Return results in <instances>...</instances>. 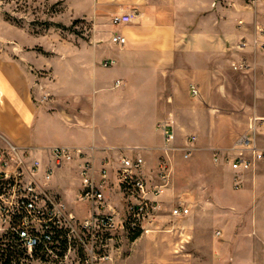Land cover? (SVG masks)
<instances>
[{
    "label": "crops",
    "instance_id": "1",
    "mask_svg": "<svg viewBox=\"0 0 264 264\" xmlns=\"http://www.w3.org/2000/svg\"><path fill=\"white\" fill-rule=\"evenodd\" d=\"M65 5L73 16L93 22L94 30L84 42L49 53L27 51V74L21 61L3 58L0 52V145H4L3 137L32 150L41 161L40 172L54 163L49 147L82 149L92 160L97 176L102 167L107 169L110 211H123L117 181L123 156L142 155L143 173L146 178H153L151 168L163 155L159 122L172 123L177 146L184 145L191 135L196 140L204 136L207 143L201 149L206 153L212 148L229 147L233 134L240 130V123H235L236 129L226 132L227 126L221 128L214 122L216 114L211 108L198 110L191 104L182 111L176 105L179 79L184 87L188 80H197L209 72L237 70L233 64L243 60L247 65L243 71L252 78L255 102L264 107V47L239 45L242 40L252 42L255 36L259 37L257 27L264 28L262 0H66ZM128 10L138 13L135 21L119 25L111 22L112 14ZM115 31L126 37L123 46L111 41ZM109 59H114V63L104 66L102 63ZM41 71H46V75ZM192 85L197 94L191 92ZM215 87L221 88L216 84ZM189 89L193 97L201 91L202 98L198 100L208 102L203 85L199 88L190 83ZM254 112L250 118L264 114V109ZM198 116L203 120L200 126L181 121L184 117L196 120ZM260 140L263 145L264 133ZM81 161L75 157L53 167L47 181V186L79 218L90 212V204L79 199ZM220 165L221 171L212 164V172L216 173L213 181L218 184L227 179L234 187L235 173L227 163ZM208 173L209 169L203 174L207 177ZM263 182L264 160L242 173V184L249 186L248 196L259 201L251 204L255 213L264 208V190H260ZM190 186L193 185L189 184V190ZM203 186L201 190L206 191ZM174 192L168 189L159 197L163 207L177 203ZM215 194L216 208H223L219 202L223 196L217 191ZM190 200L179 199V204L189 207L188 215L169 216L174 223L184 219L181 233L194 232L198 216L213 212L207 208L192 209Z\"/></svg>",
    "mask_w": 264,
    "mask_h": 264
},
{
    "label": "rangeland",
    "instance_id": "2",
    "mask_svg": "<svg viewBox=\"0 0 264 264\" xmlns=\"http://www.w3.org/2000/svg\"><path fill=\"white\" fill-rule=\"evenodd\" d=\"M65 2L66 0H0V52L4 54L3 58L21 61L27 74V51L49 53L61 47H73L76 42H84L94 30L93 22L73 16ZM245 42L248 45L253 44L250 41ZM246 68L247 65L237 70L225 68L223 72H209L197 80H188L189 83L184 87L180 86L181 81L177 76L179 84L176 85V105L182 111L191 104L198 110L211 108L216 114L214 122L221 128L227 126L225 131L228 133L236 129L235 123H240L241 128L233 134L232 138H235L229 147L247 130L248 127H245L249 125L254 111L264 109L263 104L255 102L252 78L243 71ZM41 72L46 75V71ZM190 83H195L199 88L200 84L203 85L208 102L204 99L201 102L198 100L202 98L201 91L197 97L190 95ZM215 84L221 86L220 90L216 89ZM260 97L262 98L261 95ZM188 120L193 125L203 124L199 116L196 120L184 117L181 121L187 124ZM242 129L244 130L241 131ZM262 135H257L259 144L263 142L260 140ZM219 136L221 139L222 135ZM1 139L4 144H13L20 150L28 149L3 137ZM205 143L204 136L195 140L197 149L195 147L196 150L188 157L178 150L168 153L169 185L163 193L174 189L177 203H169L167 207H163L159 201L154 223L148 231H143L136 238H131L122 230H116L109 240L111 246L107 248L110 259L96 264H264V208L255 213L251 204L259 201L248 196V184L235 188L231 187L227 179L218 184L213 181L212 177L216 173L212 172V164L218 166L221 162L213 159L214 148L209 153L201 149ZM52 147L54 146L48 148L49 154ZM163 156L164 151L161 157ZM208 169V176L205 177L203 173ZM151 170L154 181H158L162 172L159 161ZM83 183L82 179V186ZM190 183L193 185L190 186L191 189L194 188L195 191L188 189ZM201 185H205L203 187L207 190H201ZM260 190H264V182L260 184ZM216 191L223 196V199H219L224 204L223 208H216ZM187 198L191 199L192 209L207 208L213 212L198 216L194 232L181 233L185 229L184 219L174 223L169 216L174 205L179 204V199ZM79 199L90 204L89 214L83 217L86 218L92 212L91 201L82 198L80 193ZM66 207L68 209L67 205ZM168 225L174 227L171 230H162ZM217 230L222 233L217 235ZM80 257L81 253L77 255L61 245L52 252L33 253L31 256L27 254L19 264H81Z\"/></svg>",
    "mask_w": 264,
    "mask_h": 264
},
{
    "label": "built area",
    "instance_id": "3",
    "mask_svg": "<svg viewBox=\"0 0 264 264\" xmlns=\"http://www.w3.org/2000/svg\"><path fill=\"white\" fill-rule=\"evenodd\" d=\"M254 1V0H253ZM264 2V0H262ZM135 10L121 11L112 14L113 24H127L136 20ZM258 36L252 39L254 45L264 47V28L257 27ZM111 41L119 46L126 43V37L118 31L112 33ZM245 46V40L239 43ZM114 59L105 60L108 66ZM245 61L233 64V67L244 68ZM191 92L197 94L192 85ZM163 134V151L165 156L159 160L162 170L158 181L146 178L143 173L144 158L140 154L123 156L117 169L118 188L123 199V211H110L107 202L109 177L107 169L102 167L98 176L92 160L80 148L54 146L51 149L53 164L42 172L41 161L29 149L20 150L13 144L0 145V243L5 248L24 250L19 261L38 253L52 252L61 245L80 257L81 264L105 263L110 259L107 248L109 240L116 230L129 234L130 231H148L156 218L159 196L169 185L168 153L174 150L189 156L195 149L196 136L191 135L182 146L175 144L172 123L163 120L158 123ZM258 133H264V114H254L246 131L239 135L231 147L214 148L213 159L224 162L235 173L234 187L242 184V173L251 169L258 161L264 160V143L258 142ZM79 157L83 179L80 191L82 198L91 201L92 212L86 218H79L70 212L63 198L54 193L47 181L53 167L65 161ZM190 209L184 204L174 206L170 215L182 217ZM173 218H171L172 220Z\"/></svg>",
    "mask_w": 264,
    "mask_h": 264
},
{
    "label": "trees",
    "instance_id": "4",
    "mask_svg": "<svg viewBox=\"0 0 264 264\" xmlns=\"http://www.w3.org/2000/svg\"><path fill=\"white\" fill-rule=\"evenodd\" d=\"M141 234L140 230L130 231L131 238H136ZM24 250L16 248H5L0 243V264H19V256H22Z\"/></svg>",
    "mask_w": 264,
    "mask_h": 264
}]
</instances>
